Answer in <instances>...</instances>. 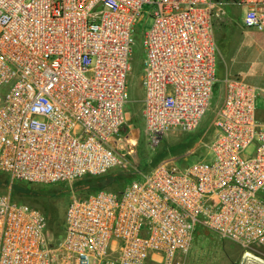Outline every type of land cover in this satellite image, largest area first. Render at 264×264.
<instances>
[{"label":"built area","instance_id":"2783aa9c","mask_svg":"<svg viewBox=\"0 0 264 264\" xmlns=\"http://www.w3.org/2000/svg\"><path fill=\"white\" fill-rule=\"evenodd\" d=\"M231 1L245 28L264 31V0ZM145 5L154 7L140 78L148 142L195 133L221 82L211 157L163 161L123 190L71 199L54 242L46 214L15 201L12 185L103 176L119 150L130 153L125 107ZM227 16L220 0H0V173L10 180L0 264H184L200 228L264 252V87L216 76L214 27Z\"/></svg>","mask_w":264,"mask_h":264},{"label":"rangeland","instance_id":"374dc122","mask_svg":"<svg viewBox=\"0 0 264 264\" xmlns=\"http://www.w3.org/2000/svg\"><path fill=\"white\" fill-rule=\"evenodd\" d=\"M220 1L228 10L229 18L216 22L214 27L218 47L215 63L216 76L221 80L227 72L231 76L240 75L255 86L264 87V31L245 28L242 22L244 8L235 5L231 0ZM153 9L152 5L143 7V15L135 28L136 44L129 74L130 101L125 107L128 117L126 130L132 135L134 143L129 146L131 148L129 154H126L125 149L119 150L120 164L109 172L110 175L122 177L117 178L116 182L109 187L113 190H123L134 180H141L138 174L151 171L158 159L160 163L173 160L179 167H183L211 157L209 147L215 133L212 123L216 107L221 100V82L216 85L207 113L195 133H169L156 146L148 142L142 114L144 93L140 78L145 58L143 34L152 26ZM263 106L264 102L259 97L257 107L260 109ZM254 151V147H250L245 154L252 155ZM85 183L87 180L80 179L72 184L15 185L11 188L13 191L11 195L22 205L42 210L47 216L52 236L56 235L63 226L70 200L75 197H87L80 193ZM8 186V181L0 176V191H6ZM247 253H250V256H247ZM183 262L184 264H264V252L260 249L247 251L238 243L200 228L194 236L190 251L183 256Z\"/></svg>","mask_w":264,"mask_h":264},{"label":"trees","instance_id":"16d2710c","mask_svg":"<svg viewBox=\"0 0 264 264\" xmlns=\"http://www.w3.org/2000/svg\"><path fill=\"white\" fill-rule=\"evenodd\" d=\"M159 160L160 159L157 160V163H155V166L160 163ZM109 175L110 174L108 173L106 175L99 176V177H85V178H83V180H87V183H85L86 185H83L82 189H80V193L83 196H88V195H91V194L96 193L98 191L109 189V187L116 182L117 178L118 179L122 178V177H117L116 175H110V176ZM0 176L4 177V179H6L8 181V185H9V182H10L9 177L3 173H0ZM15 185L19 186V185H28V184L15 182L12 186H15ZM109 190H113V189H109ZM114 191H119V190H114ZM11 192H13V191L11 190ZM18 198H20V197L18 196ZM15 201L20 203L18 200H15ZM62 225L63 226L60 227L61 229L56 232L57 234L56 235L54 234L51 236V238H53L54 242H57V241L62 239V233L65 230L64 223H62ZM49 231H50V228H49Z\"/></svg>","mask_w":264,"mask_h":264},{"label":"crops","instance_id":"0c3cea01","mask_svg":"<svg viewBox=\"0 0 264 264\" xmlns=\"http://www.w3.org/2000/svg\"><path fill=\"white\" fill-rule=\"evenodd\" d=\"M227 12H228V10H227ZM228 18H229V14H228V16H227L225 19H228ZM226 73H227V72H226ZM226 73H225V74H226ZM225 74H224V75H225ZM228 74H229V73H228ZM229 75H230V74H229ZM233 76H239V77L243 78V77L240 76V75H233ZM243 79H245V78H243ZM245 80H246V79H245ZM246 81H247V80H246Z\"/></svg>","mask_w":264,"mask_h":264},{"label":"bare ground","instance_id":"6f19581e","mask_svg":"<svg viewBox=\"0 0 264 264\" xmlns=\"http://www.w3.org/2000/svg\"><path fill=\"white\" fill-rule=\"evenodd\" d=\"M247 256H250V254H247Z\"/></svg>","mask_w":264,"mask_h":264}]
</instances>
